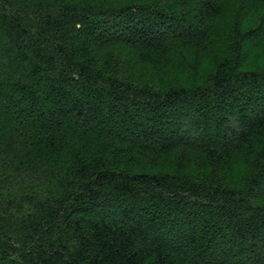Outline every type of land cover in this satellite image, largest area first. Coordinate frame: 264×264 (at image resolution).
Here are the masks:
<instances>
[{"label":"trees","instance_id":"obj_1","mask_svg":"<svg viewBox=\"0 0 264 264\" xmlns=\"http://www.w3.org/2000/svg\"><path fill=\"white\" fill-rule=\"evenodd\" d=\"M100 1L0 0V264H264V66L224 53L188 87L156 61L231 0ZM118 44L162 92L119 76Z\"/></svg>","mask_w":264,"mask_h":264},{"label":"rangeland","instance_id":"obj_2","mask_svg":"<svg viewBox=\"0 0 264 264\" xmlns=\"http://www.w3.org/2000/svg\"><path fill=\"white\" fill-rule=\"evenodd\" d=\"M165 1L170 3L175 2V0H164L161 4H165ZM212 1L218 6H222L224 1L226 2V0ZM100 2L105 7L104 9H113L116 6L125 7L130 4H152L154 1L102 0ZM231 2L232 4L228 7V10L230 8L233 12L232 19L225 20L227 16H222V12L218 15L208 16L206 18V24L209 27L207 37L200 41V43H193L184 47L180 45L182 43L176 42L178 40L176 36L172 38L171 35L169 37L172 45L169 44L167 51L156 57L158 65L165 66L162 69L165 83L172 81L173 83L178 82L190 87L192 86L190 83L194 84L201 80L209 81L216 75L218 64L222 60L221 58L224 57V53L229 56L231 55L234 58V63L244 69L256 70L259 66H264V1L231 0ZM201 3L194 1L193 4L196 6V9L195 11L187 13V24L185 26L189 24L197 26L200 24L202 20L201 14H199L200 9H202ZM226 9L223 11H226ZM258 12H262V16L258 23L252 27L254 31L249 34L248 32L251 30V26H247L246 22H251L253 19H256V16L259 14ZM229 20H232L231 26L229 25ZM228 25L230 27H227ZM123 34L126 36V33ZM238 44L240 45L239 47ZM116 49L118 53L115 55V58L119 62L117 73H120V77L128 80L132 86L134 85L135 87L146 90L149 89L154 93L162 92L163 89L157 86L155 77L150 72L148 65L144 60L139 58V55H137L133 47L118 44ZM165 62L167 65H164ZM260 103L262 101L258 102V104ZM222 115L227 118L228 122L225 128H230V122L235 119L230 115V112L227 111L225 106L219 110L217 117H221ZM229 137L232 136L230 135ZM257 193L261 197L256 202L264 203V194L260 192L259 188L257 189Z\"/></svg>","mask_w":264,"mask_h":264}]
</instances>
